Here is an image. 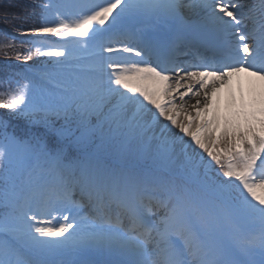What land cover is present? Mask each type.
<instances>
[{
  "label": "snow or ice",
  "instance_id": "1",
  "mask_svg": "<svg viewBox=\"0 0 264 264\" xmlns=\"http://www.w3.org/2000/svg\"><path fill=\"white\" fill-rule=\"evenodd\" d=\"M36 6L0 33L41 61L0 91V264H264V0Z\"/></svg>",
  "mask_w": 264,
  "mask_h": 264
},
{
  "label": "trees",
  "instance_id": "2",
  "mask_svg": "<svg viewBox=\"0 0 264 264\" xmlns=\"http://www.w3.org/2000/svg\"><path fill=\"white\" fill-rule=\"evenodd\" d=\"M40 2L41 0H0V33L6 34L10 38L15 37L18 41L32 39V37L21 35L13 25H23L27 28L37 23L40 9L36 5ZM2 39L0 37V40ZM28 66H41V61L33 59L26 65L14 57L9 58L0 54V91L7 88V81L10 78L19 79L15 74L22 73ZM0 120L9 122L17 135H24V122L11 117L6 109H0Z\"/></svg>",
  "mask_w": 264,
  "mask_h": 264
},
{
  "label": "bare ground",
  "instance_id": "3",
  "mask_svg": "<svg viewBox=\"0 0 264 264\" xmlns=\"http://www.w3.org/2000/svg\"><path fill=\"white\" fill-rule=\"evenodd\" d=\"M240 3L242 5V11H247L248 7L251 5L258 3V0H240ZM192 103H195V101H191Z\"/></svg>",
  "mask_w": 264,
  "mask_h": 264
},
{
  "label": "rangeland",
  "instance_id": "4",
  "mask_svg": "<svg viewBox=\"0 0 264 264\" xmlns=\"http://www.w3.org/2000/svg\"><path fill=\"white\" fill-rule=\"evenodd\" d=\"M248 27L250 28V27H251V25L249 24V25H248ZM24 71H25V70H24ZM24 71H23V72H24Z\"/></svg>",
  "mask_w": 264,
  "mask_h": 264
}]
</instances>
